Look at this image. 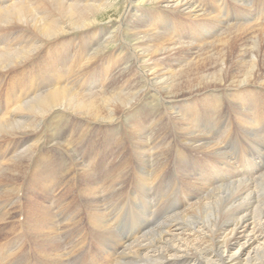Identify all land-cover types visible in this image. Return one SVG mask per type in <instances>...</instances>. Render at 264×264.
Wrapping results in <instances>:
<instances>
[{
    "label": "bare ground",
    "instance_id": "obj_1",
    "mask_svg": "<svg viewBox=\"0 0 264 264\" xmlns=\"http://www.w3.org/2000/svg\"><path fill=\"white\" fill-rule=\"evenodd\" d=\"M67 1L0 0V32H17L0 37V72L22 69L10 77L11 87L4 93L0 142L31 135V140L21 139L24 149L1 165L0 181L23 177L36 152L52 139L42 135L49 134L48 120L58 114L89 129L111 124L107 143L117 122L133 116L135 143L129 151L135 177L126 181L129 166L117 165L118 175L108 172V182L101 176L95 184L76 185L81 206H69L70 211L60 196L62 200L53 198L54 169L38 166L49 209L37 204L28 215L20 210L21 228L10 226L18 234L0 242V264H264V0H229L238 12H230L224 0H210L212 7L202 0H127L129 20L101 39L91 30L114 20H107L113 3ZM146 4L184 14L190 21L177 24L133 7ZM77 32H82L83 45L71 37ZM93 40L104 45L89 57ZM237 42L242 44L229 66ZM117 43L133 52L134 67L111 73L112 63H104L103 80L109 71L115 76L113 85L100 87L103 81H97L94 88V74L89 75L94 60ZM208 64L209 70L204 68ZM150 92L158 96L166 120L158 115L144 122L149 112L142 107ZM224 92L236 101L238 115L215 114ZM164 122L170 129L162 128ZM148 126L158 130L148 132ZM181 147L201 148L208 157L187 162ZM67 156L76 173L89 179L95 173L85 167L84 152L69 149ZM20 187L0 190V198L7 197L0 201L3 220L11 219L13 204L21 203Z\"/></svg>",
    "mask_w": 264,
    "mask_h": 264
},
{
    "label": "rangeland",
    "instance_id": "obj_2",
    "mask_svg": "<svg viewBox=\"0 0 264 264\" xmlns=\"http://www.w3.org/2000/svg\"><path fill=\"white\" fill-rule=\"evenodd\" d=\"M125 1L127 2V0H104V3H106V2L107 3H109V2L110 3H113V7L111 9V15H112V17H111V19H107V20H113V19L114 20L111 21V23L110 22H107L105 20L106 22H104V23H102L100 25H97V27L95 26L96 28L93 27V30H91V32L94 31L98 35V37L100 39H101V35L109 37V34L114 33L116 31V29H118V24L122 23V20L123 19L125 20V22H127V20H129V17L130 16H128V14H126V12H125L126 11L125 9L127 8ZM192 1H196V0H192ZM205 2H207V4H208L209 7H212V5L210 4V0L209 1L208 0H202V3H205ZM224 2H226V3L228 2V5L230 6L229 11L231 10L230 12H233L234 9L235 10L237 9L236 10L237 12L240 10L238 6H234L229 0H227V1L224 0ZM66 3H71V2H70V0H68ZM146 5L148 6V8H147ZM146 5H138V6H133V7L134 8H137L138 10H140L141 13H147V14H150L151 16H153L154 14H157V16L159 15L161 17H169L174 22H176L177 24L178 23H183V24L186 23V24H188L189 21H190L189 18L186 15H184V14L183 15L181 13L178 14V12L171 11V10H168L167 8H163V7H160V6L157 7V6H151L149 4H146ZM257 6L258 5L256 3L254 7L255 8H259V6L258 7ZM151 7H154V8H151ZM235 7H237V8H235ZM213 8H215V7H213ZM129 15H131V14L129 13ZM98 26H100V27H98ZM233 27H235V26H233ZM9 32H11V33H9ZM81 33L82 32L74 33L73 34L74 36L71 34V37L73 38L74 41H77L76 43L83 45V43H82V38L83 37H82V34ZM11 34L16 36L17 35V32L15 30H9V31L8 30H5V31H2V33L0 32V37H2L3 39H6L7 37H11L12 36ZM99 34H100V36H99ZM78 37H79V39H78ZM80 37H81V39H80ZM64 39H66V38H64ZM78 41L81 42V43H79ZM94 42H96V43L98 42V43L96 44ZM238 44H242V43L241 42H239V43L237 42L235 45L233 44V50H235V51H233V54L230 56L231 59L228 58V60H227V63L229 62L228 63L229 66L233 65V61L235 60V57L237 56L236 49L239 47ZM90 45H91V51H92V53L90 51L89 57L91 55H93L94 52L96 54L99 51V48L101 46H103L104 44H103V42L101 40H99V41L93 40V41H90ZM124 47L125 46H123V50H121V46H119L118 43L117 44H114V45H111L109 49L103 50L100 53V55L97 56L98 58L94 60L95 61V63L93 64L94 67L93 66H91V67L92 68H95V69L90 68V70H93V71H91L92 73L89 74L90 76L94 74V78L95 79H94V81H92V83H93L92 86L94 88L96 86V83H98L100 81H103V82H101L99 84L100 87L102 86V83L105 86V88H107V86L110 87L111 86V83L113 85L112 78L115 79V76L112 77L110 75V72L111 73H114V70L118 69V67H120L122 69H124L125 67H126V69H129L130 67H132V68L134 67L133 63H135V62L130 57V56H132V53L133 52L131 53L130 52L131 50H129L126 47L124 48ZM118 48L121 51H119ZM118 51H119V53H118ZM45 53H46V50H45ZM109 54H110V56H109ZM115 55H117L118 57L115 56ZM128 57H130V60L129 61H126ZM119 59H122V62H120ZM104 63H107V64L112 63L110 65V67H113L114 66L112 68V71H110V72L108 71L107 72L108 77L106 76V80H103L104 77L102 75L103 74V70H104L102 68V65L104 66ZM129 63H132V64H129ZM27 65L24 64V67H27ZM24 67H23V69H24ZM210 67H211V65L208 64L204 68L207 69V70H209ZM21 70H22L21 67H19L15 71L8 72V74H5V75H4V73H1L0 72V93H1V95H0V102H1L0 103V107L1 108L0 109H2L4 107V104L2 102H3V98L5 97V94H6L5 91H7V89L9 87H11L10 85H11L12 78L15 76V74H19L18 71H21ZM132 70H129V72H131ZM1 74H3V75H1ZM2 77L5 78L4 81L3 80L1 81ZM8 77L9 78L12 77V78L8 79ZM107 79H109V81ZM100 87H97L98 89L96 88L93 91L99 90ZM150 93L151 94H148V96L144 100V102H146L147 105H145L144 107H142V110H143V108H145L144 110H146V111H144V113L149 112V114L147 113V115H149V116L146 117V120L145 121L142 120L144 122L149 121L150 118H152L153 116L155 118H159L158 115H160V112L159 111L161 109H159V106H157L158 105V102H159L158 96L154 92H150ZM210 95H212V93H209L208 94V96H210ZM229 97L230 96L227 93H225V92L222 93V95H221L222 102L219 104V107L216 108L217 110L215 111V114L217 116H220L218 114H220L221 112L224 113L225 115L226 114L227 115H230L231 113H232L233 116L238 115V114H236V112H237L236 108L233 106L236 101L234 99H231V98L229 99ZM149 103H150V105H149ZM1 104H3V106ZM151 107H153V108H151ZM150 109H152V110H150ZM142 110H141V113H140L141 116H143L142 114H144ZM127 115H125V116H127ZM161 116H163L162 119H164V120L167 119L164 114H161L160 117ZM64 117L65 116H63L62 114H58L55 117H53L50 120H48V124H47L48 129H47V132H49V134L48 133H45L44 135H42V137L45 136V135H47V138H49L48 141L51 138L52 139L49 142H47L40 151L36 152V155L34 156V160H33L34 162L28 163V165L26 166V168L23 170V177H21V179H17L16 181H13V180L12 181H8V182L7 181L6 182L5 181H0V190L3 189L4 186H9L10 185V186L13 187L14 185H17V186L20 187V185L22 184V188L20 187L21 188L20 197H21V200L22 201H21L20 204L15 203V204H13V206H11V209L10 210H11V212L13 214V215L11 214L12 215L11 216V219H10V217L7 218V219L5 218L4 220L2 218H0V227H1L0 228V237H1L0 238V242H2V241L4 242L6 240H10L11 238L15 237L14 236L15 234H18V232L15 233V234L12 233L13 231H11V229H12L11 227H15L16 229L17 228H19V229L21 228L20 227L21 226L20 225V222L23 219V216L24 215L21 214V211L20 210H23V212L25 213V215L26 214L28 215V213L33 212L32 211V205L35 206L37 204H41V206H43V209L44 210L45 209H49V200H48V197L44 198L45 196H47L46 195V192H45L46 191V186H44L45 181H43L44 179H41L42 181L40 179L38 180V178H40L38 175L41 172V170H39L40 172L37 170L38 166L41 167L43 165V167L44 166L47 167V165L49 164L48 166H50L51 169H54L55 172L53 173V176L56 177V188H55V191L53 193L56 196H53V198H56V199H58V198L61 199L62 198L63 201H61V202L63 204L65 203L64 204V206H66L65 208H68L70 211L72 210V208H69V206H72V207L81 206V202L78 200V198H77L78 195H77V192L75 190L77 188L76 185H78V188H82L80 186V185H83L82 182H88L90 180H93V184H95L94 182H96V180L99 179L101 176H104L105 179H106V182H108V176H109L108 175L109 174L108 172H113V174L116 173L114 175H118L117 174L118 173V170L115 169L117 165L120 166V167H122V168L129 166L128 167L129 170H127L128 171L127 172L128 176H126L125 179H126V181L129 180V182L134 179V177H135V171H134L133 167H135V165H134L135 162H133L134 159H132L131 151H129L134 146V143H135L134 142V137H135L136 131H135L134 125L132 124L133 116H131V117H124L123 116L122 119L119 122H117L118 125L116 127H118V129H117L116 133H113L114 136L111 137V139L108 141V143H107V140H106V136L110 132L111 124H106V125L105 124H93V125L90 126L91 128L89 129V127L87 128V126H79L75 122L76 121L75 119H72V118L70 119V117H69V119L65 120L66 117L65 118ZM143 117L145 119V116H143ZM67 118H68V116H67ZM124 120H126V121L124 122ZM165 123L166 122H164L163 124H161L162 125V128L164 127L165 129L166 128H169L170 129V127L166 126ZM56 124H58V125H56ZM54 127L55 128L57 127L56 130H55ZM58 128H60V129L57 130ZM130 128H132V129H130ZM148 128L151 129V130L150 129H147L148 132H151V131L154 132L155 129L158 130L154 126H148ZM60 130H61V132H60ZM205 130L206 131H209L208 129H205ZM72 131H73V133H72ZM43 133L44 132H42L41 134H43ZM101 133L103 134V136H102ZM89 135H90V137H89ZM71 136L73 137V139H74V141L76 143H74V141L72 140V137ZM83 136H85L86 138L88 137V138H87V140L85 139V141H84V143L82 145V143L81 144L79 143L80 140H78V139H80ZM30 137H31V135H27V137L26 136H19V139L18 140L20 141L23 138H25L24 140H26V138L28 140ZM112 138H115V139L112 140ZM121 139L124 140V142L122 143V145H119V142L118 141H120ZM18 140L17 141L16 140H11L10 143H8L9 140H5V141L4 140L3 141L1 140L2 142H0V167H2L1 165L8 164L11 161L10 159L15 156V154H16L17 151L24 149V147H25V146H23L24 140L23 141L21 140L22 142L20 144H19V141ZM29 140H31V139H29ZM128 140H130V141H128ZM53 141L55 142L56 145L54 144ZM69 141H72L73 142V144H72L73 146L68 145V146H70V148L67 146V143ZM109 142L110 143L112 142V145L113 144L114 145L112 146ZM115 142L118 144V146H117V144ZM125 142H126V145H124ZM115 144H116L117 147L115 146ZM54 146H56V147L54 148ZM58 146H59V148H58ZM63 146H64V148H63ZM90 146H92V147H90ZM124 147H125L126 150L124 149ZM55 149H56V152H55ZM60 149H62V150L60 151ZM69 149L70 150L73 149V150H76V151L79 150L80 152L82 151V153L84 152V156H83V159L82 160H84V164L86 165L85 167L90 171V173H91V168L95 172V173H91L90 179H89V177L87 178V177L83 176L84 174L81 173V172L79 173L80 175L78 173H76V170L73 167L71 161H67V159L68 160H71V159H69V156H67L68 155V152H69ZM175 149H176V147L173 146V148L171 150V154L174 153ZM57 150H59V153H58ZM181 150L184 151L185 156L187 157V162H188V160H191V159H193V160H200L201 161V160H203V157H205V156L208 157L206 155V152L204 150H202L201 148H195L194 149L192 147H189L187 149L185 147H181ZM63 151H66L67 154L66 153L64 154ZM10 153H12V154L10 155ZM119 153H121V154L119 155ZM123 153H124V155H122ZM110 154L111 155L114 154V155L111 156ZM117 155H119V156H117ZM47 157H49V158L47 159ZM129 157H131V158H129ZM41 158H44L45 161L42 160ZM117 158H119L120 160L117 159ZM38 159L40 160V162H39ZM114 159H116V160H114ZM121 160H122V162H120ZM91 161L93 163V165H91L92 167L89 166ZM118 162H120V163H118ZM109 163H111L112 165L110 164V166H109ZM36 164H37V166H36ZM130 168H131V170H130ZM49 169H47V170L49 171ZM115 171H117V172H115ZM98 172H100L101 174H99ZM10 182L12 183V185H11ZM19 182H20V185H19ZM186 182L187 181H185V180L182 181V183H186ZM43 188H45V191H43ZM47 189L49 190V188H47ZM21 193L23 194L22 196H21ZM50 193H48V194H50ZM4 198L6 199L7 197H4ZM53 198H50V199L53 200ZM3 199L0 198V201L2 202ZM68 203H71V204H68ZM94 206H96V205L94 204ZM87 207H88V205H86V208L85 209H87ZM16 208H18V209H16ZM81 210H82V208H81ZM82 212H83V210H82ZM28 217L29 216H26L25 219L28 218ZM83 217H85L84 212H83ZM1 223L3 225H1ZM1 229L3 231H1ZM19 229H17V230H19ZM8 230H10V231H8ZM9 233L10 234L12 233V234L10 235ZM2 234H4V235H2ZM8 234H9V237H8ZM33 239H35V238L33 237Z\"/></svg>",
    "mask_w": 264,
    "mask_h": 264
}]
</instances>
